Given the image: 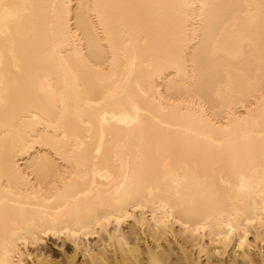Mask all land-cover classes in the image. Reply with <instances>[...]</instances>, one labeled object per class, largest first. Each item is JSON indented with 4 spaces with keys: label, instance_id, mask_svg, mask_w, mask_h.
<instances>
[{
    "label": "bare ground",
    "instance_id": "obj_1",
    "mask_svg": "<svg viewBox=\"0 0 264 264\" xmlns=\"http://www.w3.org/2000/svg\"><path fill=\"white\" fill-rule=\"evenodd\" d=\"M15 2L55 4L63 0ZM78 2L243 5L259 0ZM46 11L50 14L51 10ZM232 14V9L216 8L208 11L204 21L193 17L192 22L199 23L202 31L209 25V17L216 25H223ZM88 36L87 26L82 25L80 38H60L72 51L80 44L86 57L94 59L82 43ZM149 39L161 53L166 52L173 39L169 25L161 21ZM230 50H237L235 44ZM17 59L19 65L9 61L11 75L7 79L0 68V260L18 259L12 255L17 248L36 255L41 247L40 243L32 247L36 231L52 225V218L59 215L62 223L93 227L95 234L83 237L82 247L91 248L90 262L98 264H151L153 259L161 264H264L260 251L264 248V183L258 123L264 94L258 55L253 61L245 49L235 58L198 66L194 77L181 75L173 80L175 74L165 72L155 75L150 83L147 70L138 68L136 82L149 97L147 103L140 102L141 117L148 120L150 130L160 134L149 131L132 141L120 131L124 125L118 123L122 114L119 106L108 109V124L93 119L90 129L69 125L65 140L63 131L55 126V109L61 94L74 92L72 73H67L66 82L64 76L56 74L52 85L56 95L37 102V80L27 74L25 58L18 54ZM68 59L73 71L80 70L75 55ZM145 108L151 116L144 117ZM33 111L39 119L17 126L18 115ZM249 116L256 121L252 128L248 122H240ZM227 124L238 126L230 141L222 131ZM102 127L104 148L97 164L95 149ZM249 132L254 133L255 160L248 167L234 169L230 153L222 150L219 142H230L239 154L246 148ZM74 136L84 147L73 156L68 146L75 147ZM65 155L71 156L72 163L58 164ZM6 197L7 202H2ZM65 205L68 211L60 212ZM109 215L115 217L110 223L95 226L98 218ZM21 238L29 240L27 248L20 243ZM50 238L56 239L41 236L45 243ZM91 239L97 241L93 244Z\"/></svg>",
    "mask_w": 264,
    "mask_h": 264
},
{
    "label": "snow or ice",
    "instance_id": "obj_2",
    "mask_svg": "<svg viewBox=\"0 0 264 264\" xmlns=\"http://www.w3.org/2000/svg\"><path fill=\"white\" fill-rule=\"evenodd\" d=\"M216 8L233 10L227 24L216 25L215 20L209 17V25L202 31L199 30L201 25L193 23V17L198 22L204 21L208 11ZM46 10H51L50 14ZM161 21L169 25L173 37L172 43L164 53L156 49L149 39L154 26ZM82 25L87 26L89 33L88 38L82 43L87 45V50L93 54L94 59L86 57L85 49L80 44L75 51H72L60 38L65 35L80 38ZM229 28L232 30L229 31ZM0 43L4 48V53L0 54V68H3L5 78L11 75L8 71L9 61L19 65L18 54L24 57L27 74L37 80V102L44 97L56 95L52 86L56 74L64 76L66 82L67 73H72L74 92L71 95L61 94L55 109V126L63 131L65 140L69 138V125L75 124L90 129L93 119L108 124V109L112 106H119L121 109L122 114L118 118V123L124 125L120 131L129 141L142 138L149 131L159 135V130H150L148 120L141 117L140 102L143 100L147 103L149 97L136 82L138 68L147 70L149 83L155 75H162L165 72L174 73L173 80L181 75L194 77L198 66L204 68L210 63L235 58L247 49L253 61L258 55L260 88L261 93L264 94V0L243 5L85 4L78 0H63L55 4H28L18 3L15 0H0ZM232 44H235L236 51L230 50ZM74 55L80 65L78 71L72 70L73 66L68 59ZM224 70L230 72L231 68ZM16 71L18 73L21 71L19 66ZM148 116H151V112L145 108L144 117ZM34 118L39 119V114L35 111L27 115L20 114L16 117L15 123L19 127H25L28 121ZM236 119L240 121L239 117ZM245 121L248 122L249 128L256 123L251 116L243 118L240 122ZM156 123L159 124L160 121L157 120ZM258 123L259 161L262 183H264V101ZM164 127L167 128L168 125L165 124ZM222 131L230 141L238 131V126L227 124ZM253 135L252 132L246 135V148L239 154L235 152L230 142L227 144L223 141L219 142L220 148L230 153L229 163L234 169H243L254 162L256 150ZM104 136L102 127L100 144L95 149L97 164L100 162L99 157L104 148ZM56 138L60 139L59 133L56 134ZM74 138L75 147L71 144L68 146V152L73 156L84 147L78 137L74 136ZM23 139L21 137V142ZM55 151L59 153V149ZM11 163L15 168V162ZM60 163L71 164V156L65 155L58 161V164ZM82 178L87 179V176ZM2 202H7V197ZM67 211V205L60 208V212ZM114 218L111 215L98 218L95 226L110 223ZM63 219L67 220L68 217L65 216ZM52 221V225L41 227L36 231L32 247L37 243H45L41 236L55 237L56 240L62 241L56 246L55 251L45 250L44 255L39 252L33 255L17 248L12 255L18 259L0 260V264H28L29 261L31 264H98L96 260L90 262L91 248L82 247V238L95 234L92 226L87 224L72 226L69 223H62L59 215L52 218ZM116 223L119 224L121 221L117 220ZM20 243L27 248L29 240L21 238ZM68 244L72 247H68ZM244 244L245 241L242 240V248ZM260 251L264 254V248ZM25 256L27 260L24 259ZM151 264H161V262L153 259Z\"/></svg>",
    "mask_w": 264,
    "mask_h": 264
},
{
    "label": "rangeland",
    "instance_id": "obj_3",
    "mask_svg": "<svg viewBox=\"0 0 264 264\" xmlns=\"http://www.w3.org/2000/svg\"><path fill=\"white\" fill-rule=\"evenodd\" d=\"M97 240L96 239H91L90 240V242L91 243H95ZM62 243V241H58V240H56V239H53V238H50V239H48L47 241H46V243H44V244H41V247H40V249L38 250V252L40 251V252H44L45 253V250H52V251H55V249H56V246L58 245V244H61ZM68 247H72V245L71 244H68L67 245ZM37 249V248H36ZM35 250V248H30V251L31 252H33Z\"/></svg>",
    "mask_w": 264,
    "mask_h": 264
}]
</instances>
